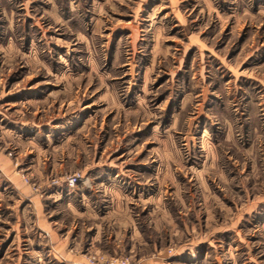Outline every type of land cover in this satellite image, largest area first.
<instances>
[{
  "label": "rangeland",
  "instance_id": "obj_1",
  "mask_svg": "<svg viewBox=\"0 0 264 264\" xmlns=\"http://www.w3.org/2000/svg\"><path fill=\"white\" fill-rule=\"evenodd\" d=\"M0 264H264V0H0Z\"/></svg>",
  "mask_w": 264,
  "mask_h": 264
}]
</instances>
